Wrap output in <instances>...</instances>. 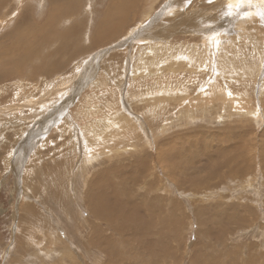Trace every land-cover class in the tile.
Returning a JSON list of instances; mask_svg holds the SVG:
<instances>
[{
    "label": "rangeland",
    "instance_id": "1",
    "mask_svg": "<svg viewBox=\"0 0 264 264\" xmlns=\"http://www.w3.org/2000/svg\"><path fill=\"white\" fill-rule=\"evenodd\" d=\"M52 1L41 7L40 0H22L18 8L30 13L42 34L50 31L44 28L49 11L62 10L53 36L36 39L14 33L21 16L2 27L3 15L17 6L0 0V264H191L196 258L203 264H264V0L256 6L239 0L225 12V22L222 7L203 5L216 8L206 13L220 26L216 39L188 32L202 31L204 22L176 26L200 4L196 0H149L144 11L117 12L112 18H120L123 33L112 39H98L95 30L111 18L110 0ZM204 41V55L213 52L214 59L192 69L185 53ZM153 59L151 67L146 61ZM61 77L69 83L52 87ZM220 82L231 89L228 95ZM180 88L196 101L179 102ZM234 95L250 97L258 115L233 109L228 103ZM116 111L134 121L130 132L115 120ZM49 115L56 125L42 124ZM103 120L113 121L98 128L114 146L92 136ZM86 124L92 148L85 147L91 143ZM170 147L181 151L175 166L166 162ZM84 154L93 160L89 169L81 164ZM178 166L184 173L174 170ZM103 173L106 185L120 184L116 201L129 204L128 211L114 203L111 227L103 198L91 189ZM129 214L137 220L148 214V224L139 219L135 224L144 229L122 226L118 237L119 222Z\"/></svg>",
    "mask_w": 264,
    "mask_h": 264
},
{
    "label": "bare ground",
    "instance_id": "2",
    "mask_svg": "<svg viewBox=\"0 0 264 264\" xmlns=\"http://www.w3.org/2000/svg\"><path fill=\"white\" fill-rule=\"evenodd\" d=\"M13 1V3H14V5L15 6H17V8L15 7V9L13 10V12H11L9 15H7V16H4L3 15V18H4V21H3V23H2V27H6L9 23H12V22H15V21H17L18 20V18H19V16H21V18H22V24L19 26V30H16V32H14L16 35H17V37H19V38H21V37H33V38H36V39H38V38H48L49 39V37H52L51 35H50V33H55L53 30H52V24H53V22L56 20V19H59L60 21L62 20V18H61V15H63L62 13H61V11L62 10H60L58 7H54V9L52 10L51 9V11H49V16H50V20H49V22L48 23H44L45 25H44V28H48L50 31L48 32V33H46V34H42L41 32H43V30L42 29H39V30H37V29H35L34 28V26L31 24V22H30V13L28 14V13H25V14H23V13H20V12H18L19 10H18V8H21L20 6L23 4V2H22V0H12ZM44 1H45V3L46 2H48V0H40V5H41V7L44 5ZM52 1V0H51ZM63 1V0H62ZM65 1V0H64ZM75 1H77V4H78V0H75ZM88 2H90L89 0H87ZM86 1V2H87ZM93 1V3L96 1V0H92ZM146 1H149V0H110V6H109V3H108V8H106V10H107V14L108 15H110V17L111 18H108V19H105V21H103L104 19H102V24H101V26L99 27V28H97V29H95L96 30V32L97 31H99V36H98V39L99 38H104V39H106V38H114V37H116V36H118V35H120V34H122L123 32V30H122V28L121 29H119L118 28V26H120V24H118V19L120 20V18H112V15H115L117 12H119V13H121V14H125V13H127L128 11H135V13H136V11H138V12H140L141 11V8L143 9V5L144 4H146ZM157 1V0H156ZM197 2L196 3H200V4H195L194 6L192 5V7L186 12V13H188V16L186 15V13H185V19L183 18V19H179L180 21H179V24H176V26H181L182 27V29H185L188 25H189V23H190V25L193 27L196 23V21L198 22V23H201V22H204L205 24H206V28L205 29H203L202 31H199V32H197L196 30H194L193 28V30H188V32H191V33H193L194 35H198V36H200V37H203V38H211V37H214L213 39H216V37L218 36V34H219V27L220 26H217V23H216V17L214 16H212L211 15V17H208V15L206 14V13H212L213 11H216V8H214V7H211V8H208V7H206L207 9H203L204 7H203V5H205V4H207V3H212V4H215V6H217V7H222V9H221V11H220V17L221 16H223V21L225 22V20H226V15H225V12H228V15H229V13H231L230 11L231 10H228V9H230L231 7H235L236 5H237V3L239 2V0H196ZM237 1V2H236ZM247 1H249L250 2V5L251 4H254L255 6L256 5H258L259 3V1L260 0H240V3L241 4H245ZM53 2V1H52ZM57 2H58V0H57ZM67 2V1H66ZM87 2V3H88ZM158 2V1H157ZM262 2V0L260 1V3ZM55 3V2H54ZM64 3V2H63ZM172 3V2H171ZM258 3V4H257ZM49 4H51V3H49ZM53 4V3H52ZM64 4H66V3H64ZM63 4V5H64ZM92 4V3H91ZM261 4H263V3H261ZM73 5H76V4H73ZM169 5V4H168ZM224 5V6H223ZM247 5H248V3H247ZM52 6V5H51ZM92 6V5H91ZM147 7H148V5H146ZM172 6H174V8L175 7H177V5L176 4H172ZM182 6V5H181ZM209 6H211V5H209ZM253 6V5H252ZM50 7V6H49ZM86 7V6H85ZM90 7V6H89ZM168 7V6H167ZM166 7V8H167ZM184 7V6H183ZM226 7V8H225ZM254 7V6H253ZM258 7V6H257ZM83 8H84V6H83ZM97 8H99L98 6H97ZM173 8V9H174ZM200 8H202L201 10H199ZM251 8V7H250ZM250 8H249V11H250ZM62 9V8H61ZM64 9V8H63ZM77 9V8H76ZM92 9H94V8H92ZM191 9H194V10H191ZM74 10H75V8H74ZM88 10V9H87ZM227 10V11H226ZM143 11H144V9H143ZM166 11V10H165ZM180 12V14L182 13L181 12V10H179ZM203 11V12H202ZM148 12H150V10L148 11ZM118 13V14H119ZM134 13V14H135ZM168 13V12H167ZM174 13V12H173ZM173 13H169L170 15L171 14H173ZM47 14V13H46ZM89 14V13H88ZM92 14H94V13H92ZM95 14H97V13H95ZM105 14V13H104ZM178 14V13H177ZM179 14V15H180ZM108 15H106V16H108ZM218 15V14H217ZM232 15H234V14H232ZM104 16V15H103ZM119 16H121V15H119ZM130 16V15H129ZM135 16V15H134ZM142 16H143V14H142ZM146 16H148V15H146ZM169 16V15H168ZM177 16V15H176ZM183 16V17H184ZM187 16V17H186ZM7 17H11L9 20H7ZM18 17V18H17ZM68 17V16H67ZM72 17V16H71ZM70 17V18H71ZM105 17V16H104ZM103 17V18H104ZM182 17V16H181ZM219 16L217 17L218 18V20L220 21V18ZM230 17H232L231 16V14H230ZM69 18V17H68ZM81 18H83V17H81ZM80 18V19H81ZM128 19H131V18H129V17H127ZM243 18V17H242ZM64 19H66V18H64ZM76 19H77V17H76ZM159 19V18H158ZM124 20H125V18H124ZM134 20V19H133ZM139 20V19H138ZM72 21V20H71ZM174 21H175V19H174ZM254 21V20H253ZM130 22V21H129ZM187 22H189V23H187ZM222 22V21H221ZM65 23V22H64ZM100 23V22H99ZM223 23V22H222ZM131 24V23H130ZM133 24V23H132ZM243 24V23H242ZM223 25V24H222ZM226 25V24H225ZM227 25H228V22H227ZM1 26V25H0ZM49 26V27H48ZM132 26V25H131ZM100 28H102V29H100ZM218 28V29H217ZM225 28H227V27H225ZM229 28V27H228ZM78 29V28H77ZM196 29V28H195ZM200 29V28H199ZM225 30V29H224ZM80 30H78V32H79ZM180 31H182V30H180ZM72 32V31H71ZM80 32H82L83 33V31H80ZM186 32V31H185ZM155 33V32H154ZM177 33V32H176ZM181 33H183V31L181 32ZM40 34V36L38 37V35ZM57 34V33H56ZM186 34V33H185ZM69 35H73L72 33H66V35L65 36H69ZM95 35H96V33H95ZM175 35V34H174ZM80 36V35H79ZM192 36V35H191ZM61 37H63V36H61ZM96 37V36H95ZM56 38H57V36H56ZM212 39V38H211ZM206 41H207V39H206ZM211 41H213V40H211ZM210 41V42H211ZM48 42V41H47ZM50 42V41H49ZM48 42V43H49ZM203 44H204V46H197L196 45V49H193V53L192 52H188V53H185V54H187V56H186V58L188 59L189 58V63L191 62V68L192 69H196V68H198L199 67V64L200 65H202L203 63H205V62H208V63H206L207 65L211 62L212 63V60L214 59V53L213 52H211V54H213L212 56H206V55H204V51H205V45H207L208 43L207 42H203ZM174 45V44H173ZM192 45V44H191ZM194 45V44H193ZM97 46V45H96ZM183 47H184V45H183ZM208 48V47H207ZM156 49V48H155ZM155 49L153 48V49H151L153 52H152V54L154 55V53H155ZM185 49H186V47H185ZM197 50V51H196ZM208 50V49H207ZM235 52V51H234ZM207 53H208V51H207ZM264 53V52H263ZM212 57V58H211ZM49 59V58H48ZM156 59V58H155ZM155 59H153V60H151L150 62L149 61H146V63H148V64H151V67H153V66H155L156 64H157V62L155 61ZM7 60H8V58H7ZM6 60V61H7ZM219 61V60H218ZM218 63V62H217ZM223 63V62H222ZM204 65V64H203ZM138 67V66H137ZM202 67V66H201ZM201 67H199V68H201ZM206 67V66H205ZM224 67V66H223ZM96 68V67H95ZM159 68V67H158ZM207 68V67H206ZM162 69V68H161ZM160 69V70H161ZM202 69V68H201ZM159 70V71H160ZM158 71V70H157ZM162 71H164V70H162ZM161 71V72H162ZM75 72V71H74ZM154 72V69H149V73H153ZM165 72V71H164ZM219 72V71H218ZM54 73H57V72H54ZM163 73V72H162ZM75 74V73H74ZM160 74V73H159ZM198 74V73H197ZM212 74V73H211ZM215 74V73H214ZM213 74V75H214ZM73 75V74H72ZM137 75V74H136ZM150 75V74H149ZM154 75V74H153ZM224 75V74H223ZM68 76V75H67ZM161 76V75H160ZM158 77H159V75H158ZM143 78V77H142ZM162 78V77H161ZM148 79V78H147ZM154 79V78H153ZM224 79V78H223ZM235 79V78H234ZM143 80V79H142ZM157 80V79H156ZM166 80V79H165ZM168 80V79H167ZM199 81V80H198ZM247 81V80H246ZM68 82V79H67V77H65V78H60V79H57V81L52 85V87L54 86H60V87H62V86H64L66 83ZM137 83H138V81H136ZM155 82V81H154ZM193 82V81H192ZM242 82V81H241ZM69 83V82H68ZM176 83V82H175ZM187 83H190L189 81H186L185 82V84H187ZM207 83V82H206ZM205 82H204V85L206 84ZM223 83V82H222ZM222 83L220 82V84L219 85H222ZM229 83V82H228ZM208 84V89L209 90H213V86L212 85H210L209 83H207ZM224 84V83H223ZM234 84V83H233ZM72 85V84H71ZM193 85V84H192ZM198 85H200V84H197V86ZM215 85V84H214ZM67 86V85H66ZM178 86V85H177ZM189 86H191V85H189ZM196 86V87H197ZM217 86V85H216ZM230 86V85H229ZM48 87H50V86H48ZM48 87H47V90H48ZM97 87V86H96ZM170 87V86H169ZM168 87V88H169ZM195 87V88H196ZM223 87H224V92H225V95H228L227 94V92L229 93V90H231V89H229V87H228V85L227 86H225V84L223 85ZM140 88H142V87H140ZM155 88V87H154ZM215 88V87H214ZM57 89V88H56ZM184 89V88H183ZM182 88H180V89H178V93H181V94H179V96L180 95H183V93L181 92V90H183ZM203 89H205L204 88V86H202L201 88H200V90H199V92H201V91H204ZM55 90V89H54ZM164 90H165V88H163V91L161 90L159 93H162V94H164L163 92H164ZM176 90V89H175ZM175 90H172V93H175ZM188 90H189V87H187V85H185V92H186V95L188 94ZM151 91V90H150ZM190 91V90H189ZM23 92V91H22ZM57 91L55 90V92L54 93H56ZM210 92V91H209ZM48 93V92H47ZM65 93V92H64ZM148 93H149V91H148ZM156 93H157V90H156ZM176 93H177V91H176ZM236 93V92H235ZM61 94V93H60ZM67 94V93H66ZM150 94V93H149ZM152 94V93H151ZM203 94V93H202ZM59 95V94H58ZM106 95V94H105ZM185 95V96H186ZM214 95V94H213ZM232 95V94H231ZM42 96V95H41ZM61 96V95H60ZM146 95H144V97H145ZM152 96V95H151ZM184 96V95H183ZM180 97V99L182 100H178L179 102H185V101H188V100H190L191 99V103H194V102H192V101H196V98L194 99V98H192V97H190V96H188V97ZM199 96V95H198ZM235 96V95H234ZM52 97V96H51ZM147 97V96H146ZM48 99H49V97H47ZM154 98V97H153ZM214 98H216V97H214ZM218 98V97H217ZM148 99H149V96H148ZM207 99V98H206ZM212 99V98H211ZM223 99V98H222ZM51 100H53V99H51ZM203 100H204V98H203ZM218 100H220V98L218 99ZM261 100V99H260ZM213 101V100H212ZM212 101H210V103H212ZM228 101V100H227ZM262 101V100H261ZM216 102V101H215ZM224 102V101H223ZM29 103V102H28ZM218 103H219V101H218ZM221 103V102H220ZM236 103H238L239 104V107L238 106H235L236 105ZM242 103V105L240 106V104ZM256 103V102H255ZM46 104V103H45ZM125 104V103H124ZM228 104H232V108L233 109H235V110H237L238 112H241L242 114H244L245 116H250L251 115V117H252V115L253 116H257L258 115V112H256L255 111V107H253V104L251 103V101H250V97H246V98H243L242 99V101L241 100H239V96L238 95H236L235 97H232V99L230 98L229 99V103ZM89 105V104H88ZM158 105H160V104H158ZM191 106H193L192 104H191ZM255 106H258V105H255ZM226 107H227V105H226ZM19 108V107H18ZM41 108V107H40ZM32 109V108H31ZM57 109V108H56ZM55 109V110H56ZM128 109V108H127ZM260 109V108H259ZM17 110V109H16ZM35 110V109H34ZM124 110V109H123ZM30 111V110H29ZM232 112H233V110H231ZM236 111V112H237ZM258 111V110H257ZM48 112V111H47ZM54 113V112H53ZM56 113V112H55ZM224 113V112H223ZM234 113H235V111H234ZM121 114V112L120 111H116V112H114L113 113V116L115 117V120L116 119H119L120 121H122V123H123V128H122V130H125V131H128V132H130V130L132 129L131 128V126H134V121L132 122L131 120L129 121V119L126 117V115L125 116H122V114ZM237 114V113H236ZM15 115V114H14ZM238 115V114H237ZM7 116V115H6ZM55 116V115H54ZM58 116V115H57ZM259 116H262L261 115V111L259 112ZM80 117V116H79ZM85 117V116H84ZM106 117V116H105ZM104 117V118H105ZM243 117V116H242ZM57 118V117H56ZM106 118H108V117H106ZM253 118V117H252ZM262 118V117H261ZM35 119V118H34ZM55 119V117L52 119V117H51V115H49L48 117H47V119L46 120H43L42 121V124H45L46 122H47V120L49 121V123L50 124H52V125H56V122L58 121L57 119L56 120H54ZM258 119V118H257ZM260 119V118H259ZM134 120V119H133ZM119 121V122H120ZM138 121V120H137ZM116 122V121H115ZM89 124V123H88ZM136 124V123H135ZM94 125H96V129L95 130H97L96 132H94L93 134H92V136H93V138L96 140V142H98V141H101V143L103 142V143H107V144H110L111 146H114L115 144L114 143H110V142H108L107 140H103L102 139V137H104L103 136V133L104 132H106L105 130H100L101 128H105V127H110V126H113V121H105V120H103V121H101V123H100V126H99V124L98 123H95ZM119 125V124H118ZM58 126V125H57ZM79 127V126H78ZM89 127V128H88ZM98 127H101V128H98ZM135 127V126H134ZM92 128V126L91 125H85L84 126V129H85V133L87 134V136L89 137V140H90V144L88 143V145H86L85 147H87V146H90L91 148L93 147L92 146V142H93V138L91 137V135H90V133L88 132V129H91ZM63 129H65V128H63ZM29 130V129H28ZM117 130H119V129H117ZM121 130V129H120ZM84 131V130H83ZM117 132V131H116ZM44 133V132H43ZM108 133V132H107ZM119 133V132H118ZM42 134V133H41ZM107 135V134H106ZM109 135V134H108ZM121 135V134H120ZM126 135H128V134H126ZM40 136V135H39ZM86 137V136H85ZM111 138V137H110ZM121 138H123V137H121ZM229 138V137H228ZM104 139H105V137H104ZM88 140V141H89ZM219 140H220V138H219ZM112 142V141H111ZM182 142V141H181ZM102 145V144H101ZM118 146H120V145H118ZM96 147V146H95ZM116 147V146H115ZM114 152H118V149L117 148H115V149H113L112 147H110ZM121 148V147H120ZM236 148V147H235ZM263 148H264V146H263ZM85 149V148H84ZM94 149V148H93ZM103 149V148H102ZM110 149V150H111ZM169 149V148H168ZM91 151V150H90ZM94 151V150H93ZM169 151L170 152H174V153H168L167 154V160H166V162H167V164L169 165H171V166H175V164L173 163L174 161H177V158L179 157V156H181V151H178V149H176L175 147H170V149H169ZM229 152L231 153V152H233V149H232V147H230L229 148ZM262 152V151H261ZM93 153V152H92ZM91 153V154H92ZM102 153L104 154V155H106L107 153H104L103 151H102ZM103 154H102V156H103ZM227 154V153H226ZM234 154V153H233ZM263 155H264V153H262ZM261 154V155H262ZM162 156V154H160V157ZM203 156V155H202ZM205 156H207V157H209L208 156V153H206L205 154ZM88 157H90V155L89 154H84L83 155V159H82V161H81V164H83L84 165V168L85 169H89L90 167V165L93 163V160H89L88 159ZM94 157V156H93ZM163 157V156H162ZM211 157H213V156H210V158ZM243 157V156H242ZM262 157V156H261ZM169 158V159H168ZM197 158V157H196ZM263 159H264V157H262ZM163 159V158H162ZM165 159H166V157H165ZM179 159V158H178ZM198 159V158H197ZM99 160V159H98ZM101 160V159H100ZM180 160H182V159H180ZM206 160V159H205ZM96 161V160H95ZM94 161V162H95ZM164 161V160H163ZM207 161H208V159H207ZM197 163V162H196ZM207 163V162H206ZM222 163V162H221ZM229 163V162H228ZM224 164V163H223ZM139 165V164H138ZM137 165V166H138ZM188 165V164H187ZM195 165V164H194ZM263 165V164H262ZM158 166V165H157ZM163 166V165H162ZM193 166V165H192ZM264 166V165H263ZM92 167V166H91ZM205 169V168H204ZM121 170V169H120ZM174 170H179V171H181L182 173H184V170H183V167H181V166H178L176 169H174ZM248 170H250V169H248ZM156 171V170H155ZM240 172V171H239ZM112 173V172H111ZM110 172L109 173H107L108 175L109 174H111ZM119 174V173H118ZM156 174V173H155ZM191 174V173H190ZM100 176V175H99ZM114 176V175H113ZM119 177V176H118ZM124 177V176H123ZM128 177V176H127ZM126 177V178H127ZM175 177V176H174ZM125 178V177H124ZM131 178V177H130ZM116 178H114V180H115ZM120 179H121V177H120ZM120 179H118V180H120ZM208 179V178H207ZM106 180H107V176L103 173V175H101L99 178H98V181H97V183L96 184H91L92 186H91V189H93V190H96L97 189V192H98V196H101L102 198H103V203H102V205L104 206V213H103V215H104V217H105V219H106V222H107V226L108 227H111L110 225H112L113 224V222H112V218L113 217H115L110 211H112L113 210V208H114V203H116L117 205H119V206H121V207H124L123 209H126V210H128L129 211V209L128 208H126V207H128L129 206V204H127V203H124L123 201H116V199H117V197H118V195H119V192H118V190H117V186H119L120 184H118L117 183V181H116V183L118 184L117 186H112L111 184V186L109 185H106L107 183H106ZM124 180V179H123ZM132 180V179H131ZM122 181H120V183H121ZM152 182V181H151ZM124 183V182H123ZM70 185V184H69ZM115 185V184H114ZM43 186V185H42ZM152 189V188H151ZM155 198H157V197H155ZM158 199V198H157ZM160 202V201H159ZM143 207V206H142ZM141 207V208H142ZM146 208V207H145ZM144 209V208H143ZM143 209H140V207H137V206H132V211H157V210H151V208H147L146 210H143ZM131 211V212H132ZM131 212H130V214H131ZM250 213V212H249ZM128 214V212H124L123 210H122V216H126ZM129 214V216L125 219V220H123V221H121V222H119V223H121V225L118 227V229H117V231H116V235L119 237H121V236H123V234H121V233H119V231H120V227H122V226H124V227H126L127 229H130V228H132V227H135V228H140V229H144V226H142L139 222H138V224H135V221H138L139 219H140V222L143 224V223H145L146 222V224H148V214H147V216H146V220H144L143 218V220L145 221V222H143V220L141 219V218H138V220H137V216H135V215H130ZM133 214V213H132ZM140 215V214H139ZM238 215V214H237ZM141 217V216H140ZM143 217V216H142ZM238 218H239V216H238ZM114 219V218H113ZM240 219V218H239ZM156 220H157V216H156ZM156 220H149V223L151 224L152 223V221H156ZM230 220V219H229ZM245 220V219H244ZM115 222H117V221H115ZM114 222V223H115ZM245 223V222H244ZM98 231V230H97ZM211 231V230H210ZM213 233V232H212ZM214 234V233H213ZM216 234V233H215ZM49 236V235H48ZM216 236H219V234L217 235L216 234ZM59 255V254H58ZM211 256V255H210ZM191 257V256H190ZM249 257V256H248ZM118 257H115L114 259H117ZM202 258V257H201ZM254 259V258H253ZM241 261V260H240ZM191 264H203L204 262H205V260H199V259H192L191 261ZM226 261H224V263H225ZM119 263V262H118ZM252 263V262H251ZM218 264H220V263H218ZM237 264V263H236ZM239 264V263H238ZM242 264V263H241Z\"/></svg>",
    "mask_w": 264,
    "mask_h": 264
}]
</instances>
